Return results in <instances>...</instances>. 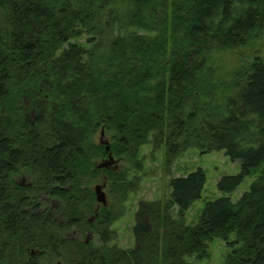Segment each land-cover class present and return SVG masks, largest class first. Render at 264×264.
Masks as SVG:
<instances>
[{
  "label": "trees",
  "instance_id": "trees-1",
  "mask_svg": "<svg viewBox=\"0 0 264 264\" xmlns=\"http://www.w3.org/2000/svg\"><path fill=\"white\" fill-rule=\"evenodd\" d=\"M262 32L264 0H0V264H191L186 255L207 256L231 232L223 264H264V54L252 51ZM224 51L235 64L221 79ZM101 128L108 151L93 140ZM147 143L167 162L224 150L239 169L191 223L205 173L171 177L164 200L138 201L135 244L123 248L87 182L96 158L139 161ZM107 171L121 198L136 189Z\"/></svg>",
  "mask_w": 264,
  "mask_h": 264
},
{
  "label": "rangeland",
  "instance_id": "rangeland-1",
  "mask_svg": "<svg viewBox=\"0 0 264 264\" xmlns=\"http://www.w3.org/2000/svg\"><path fill=\"white\" fill-rule=\"evenodd\" d=\"M255 43L252 45L253 54H264V32L260 35ZM259 51V52H258ZM214 66L217 72H221V79L225 77V73L229 72L232 65L235 64L233 59L234 53L232 51H224L216 54ZM100 132L97 131L93 136V140L99 143ZM105 138L110 142L108 134L105 132ZM110 144V143H109ZM107 155L99 157L94 160V168L96 173L88 179L87 187L94 193V186L99 184L103 188L105 194L106 204L102 205L94 200L93 210L101 213L104 208L111 210L114 216L110 229L114 232V237L109 242L116 244L123 248L133 247L134 237L132 227L134 225L133 213L136 210V205L139 200H164L168 197L170 185L168 182L173 176L185 175L192 170L201 168L205 173L204 187L201 192V198L195 200L189 209L185 211L183 217L186 222H194L197 219L200 211L204 208L207 200H213L215 197L222 195L218 190V179L226 174H236L239 169V162L231 161L225 154L224 150H213L211 152H200L195 147L187 148L180 156L166 161V152L163 146L153 148L152 144L147 143L138 150L139 161L124 157L112 155V162L105 169V166L98 168V164L102 160L107 159ZM139 165V167H137ZM116 171L124 174L131 184L135 183L136 189L129 191L126 198H121L120 191L117 187H112L109 181L108 171ZM29 175L27 173H20L15 176V181L22 184L28 181ZM253 176L245 178L235 190L226 193L230 196L232 201H236L243 191L248 190ZM225 194V195H226ZM92 210V211H93ZM94 213V212H93ZM93 213L90 217L93 216ZM81 240L88 242H95L96 233L84 231L81 233ZM235 233L231 232L228 235V241L222 238L214 237L207 242L206 250L207 256L198 257L195 254L186 255L185 259L191 264H223L225 256L231 250V243L235 240ZM54 264H60L61 261H54Z\"/></svg>",
  "mask_w": 264,
  "mask_h": 264
},
{
  "label": "water",
  "instance_id": "water-1",
  "mask_svg": "<svg viewBox=\"0 0 264 264\" xmlns=\"http://www.w3.org/2000/svg\"><path fill=\"white\" fill-rule=\"evenodd\" d=\"M99 143L105 146V151L109 150V143H108L107 139L105 138V132H103L102 128L100 130ZM107 154H108L107 159L102 160V162L97 165L98 168H102V166H108L109 164H111L112 154H110V152ZM94 193H95V199L97 200V202L99 204H102V205L106 204L105 194L103 192V188L101 185L96 184L94 186Z\"/></svg>",
  "mask_w": 264,
  "mask_h": 264
}]
</instances>
